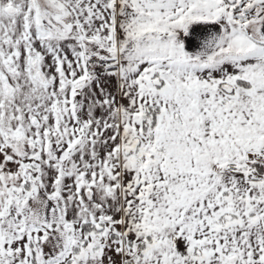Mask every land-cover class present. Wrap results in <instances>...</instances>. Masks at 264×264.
Masks as SVG:
<instances>
[{"label": "snow or ice", "instance_id": "6c2138e0", "mask_svg": "<svg viewBox=\"0 0 264 264\" xmlns=\"http://www.w3.org/2000/svg\"><path fill=\"white\" fill-rule=\"evenodd\" d=\"M0 264H264V0H0Z\"/></svg>", "mask_w": 264, "mask_h": 264}]
</instances>
